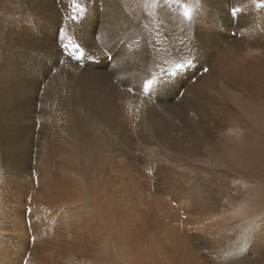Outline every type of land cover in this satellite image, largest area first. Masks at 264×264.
<instances>
[{"label":"bare ground","instance_id":"obj_1","mask_svg":"<svg viewBox=\"0 0 264 264\" xmlns=\"http://www.w3.org/2000/svg\"><path fill=\"white\" fill-rule=\"evenodd\" d=\"M76 2L83 14L70 0H0V181L33 180L39 206L64 207L49 213V230L32 228V255L47 264L101 256L212 264L207 255L230 242L216 229L219 207L207 181L185 185L171 166L202 171L195 157L226 127V159L252 171L238 131L264 135V0H157L149 11L123 0ZM61 30L72 38L68 49ZM188 60L192 67L149 85ZM146 189L160 197L144 201ZM184 212L192 251L170 227ZM245 239L264 251V238ZM26 240L12 253L0 234V264H18Z\"/></svg>","mask_w":264,"mask_h":264},{"label":"rangeland","instance_id":"obj_2","mask_svg":"<svg viewBox=\"0 0 264 264\" xmlns=\"http://www.w3.org/2000/svg\"><path fill=\"white\" fill-rule=\"evenodd\" d=\"M123 1H127V3L125 2V6L127 8L128 7L132 8L138 5L143 7L146 11H149L154 5V1L156 2L157 0H123ZM109 59L110 57H108V60ZM229 125L231 126L233 124L229 123ZM229 130H227L225 127V129L219 133V137L216 138V142L213 145L204 146L203 149L204 155L200 156L201 158L200 157H195V159L193 158L194 164L199 163L198 167H202L203 168L202 171L200 170L191 171L190 166H185V165L176 166L175 164L174 166H171V168L174 167L172 169L176 171V173L173 171L175 173L174 174L175 176L180 175L184 179H186L185 185L189 184L188 182L190 181L192 182V180L195 177L203 182L207 181L205 183H207L210 186L213 199H215L217 203L216 206L219 207V211L216 208L217 216H215V214L212 215H214L216 218L218 217V221L220 222V224L223 222L222 224L223 226L220 225L221 227L216 229H219L218 232H220L219 234L224 238V240H227L228 238L230 242L223 243L222 246L224 247L221 246L220 250L216 255H207L209 256L207 257L208 260H210L212 264H264V251L250 250V243H246L247 239L244 240V238H248L250 241H252L253 239H255V237L258 236L264 238V153H263L264 135L257 134V131L253 127H250V129L247 127V129H240V131H238L240 136L239 139L242 140L244 144H247V147L249 148L250 156L249 155L247 156V160H251L250 166L252 171H246V170L243 171L237 168L236 166L237 164H234V161L232 160L228 161L226 159L228 147H231L229 141L226 139V135L229 134L228 132ZM52 155L54 156V159H58L60 154L53 152ZM137 155L139 154L137 153ZM141 157H142V162H144L145 164L151 162L154 163L152 164L154 167L158 166V161L154 159L155 157L153 158L143 155H141ZM193 172L195 173L193 174ZM29 179H31V176L29 177ZM0 182L2 183V184L0 183V199H1L0 200V234L4 237V242L7 240V243H9L7 246H2L1 249L4 248L3 250H5L10 248L9 251L13 253L11 248L15 247V243H18V241L23 243L22 241L24 240V237H27V240L24 243V245L22 244V247L25 248V249L24 248L21 249L23 253L19 255V253L21 252L20 251L18 252L19 256L17 257V263L19 264L20 261V263L22 264L25 263L47 264L41 261L39 258L34 257V255H32L30 251L31 248L29 249L28 246L31 245L30 247H32V243L34 241L33 239L34 237L31 234L34 233L33 229L35 227H40L42 232L49 230L51 227V225L48 224L51 221V218H48L49 213H54L55 211L54 209H58V211L55 212L63 211L64 207L58 205L59 202L56 204L55 203L46 204L48 205L50 210L46 208L45 203L44 206L42 205L39 206V204H37L39 202L35 201V196H34L35 190L33 189L37 187V185L36 186L34 185L33 180L32 182L27 181L26 184H22V182H19L21 185L18 184L17 182L16 183L12 182L9 184L7 180L5 183L4 181H0ZM24 185H28L29 187L28 191L30 192L27 191V193H25V189L23 188ZM146 190H147V194H144V198H143L144 201L147 200L149 202V199L153 201L154 199H156V197L157 198L160 197V195H158L159 193L158 194L157 192L155 193L154 190L152 189L151 190L146 189ZM52 199L55 200V197L53 196ZM28 202L30 205L33 203L32 206H30ZM173 203L172 205L175 206L177 203L176 199H174ZM34 204H35V208L36 205H38V211L37 209L34 208ZM25 205L27 206L29 205V206L26 207ZM32 209H34V211ZM30 210L33 211V213ZM40 210L41 212H39ZM34 212L36 213L35 215ZM186 214L187 213L184 212L183 218L181 217V219L183 220L180 221L178 220L179 222L172 221L173 224L172 226L170 225V227L172 228V230L174 229L173 231L175 233L174 237H177L179 244L184 249H189V251H192V249L195 250V246L191 244L190 239L189 241L186 242V232L184 233L185 230L182 229L184 223L186 224L187 222L186 221L187 217L189 216ZM204 214L205 213L203 212L200 213V215L202 216L199 215L198 216L204 218H207V216H212V215H204ZM182 221L184 223H182ZM45 226L48 227L49 229L46 228ZM179 227L180 229H182V231L179 230ZM1 228L3 231L1 230ZM175 229L179 230L180 233L177 232ZM228 234H230L231 236L230 235L228 236ZM222 242L223 240H221L219 243L222 244ZM215 260L217 262H215ZM92 263L116 264V262L112 260L110 257L108 258L106 257V259H103L102 256L94 258V261H92Z\"/></svg>","mask_w":264,"mask_h":264},{"label":"snow or ice","instance_id":"obj_3","mask_svg":"<svg viewBox=\"0 0 264 264\" xmlns=\"http://www.w3.org/2000/svg\"><path fill=\"white\" fill-rule=\"evenodd\" d=\"M72 7H73V11H78L81 14H83L84 9L80 7V5L76 2V0H70ZM190 15V10L185 7L184 8V16L188 17ZM71 20H76L77 17L76 16H70L69 17ZM68 41V43H63L64 40ZM58 41L61 42L62 44V49H68L69 45L73 44L72 38L68 37L66 35V33L63 32V30H61L59 36H58ZM74 48H78L79 45H73ZM78 59H83V54L81 53V55L78 57ZM193 65V61L188 60L184 63H175L173 68H171L170 70L164 72L162 75H160L159 77H154L153 80L149 81V85L153 86L154 83L159 82V80H161L165 75H175L176 73L186 69V68H190ZM203 71H207V68H205ZM147 87V85H146Z\"/></svg>","mask_w":264,"mask_h":264}]
</instances>
